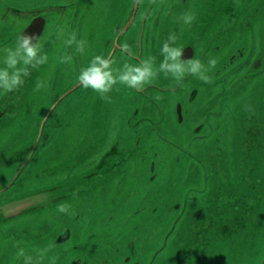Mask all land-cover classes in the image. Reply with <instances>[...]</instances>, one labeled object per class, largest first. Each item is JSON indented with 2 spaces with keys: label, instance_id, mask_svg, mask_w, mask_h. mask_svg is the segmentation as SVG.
I'll return each mask as SVG.
<instances>
[{
  "label": "flooded vegetation",
  "instance_id": "1",
  "mask_svg": "<svg viewBox=\"0 0 264 264\" xmlns=\"http://www.w3.org/2000/svg\"><path fill=\"white\" fill-rule=\"evenodd\" d=\"M188 1L0 0V49L14 47L17 37L29 35L33 37V43L39 44L40 53L48 57L45 64L35 69L30 68L28 81L24 82L22 88L28 89L22 105H15L20 100L21 91L19 93L17 91L18 94L10 104V97L14 91L7 93L3 91L0 94V109L6 108L9 104L8 110L3 114L9 113L4 117L5 120L0 122L2 123L0 126V190L4 189L15 175L17 176L10 186L0 191V200L8 195L30 190L36 183L42 184L47 179L46 162L53 158L54 153L63 154L62 150L68 149L73 153L74 161L66 162L68 163L66 168L70 170L65 173L78 178L80 171L86 172L90 182L98 183L96 187L90 188L85 193L83 199L86 201H81L84 207H81L77 214L86 211L85 208L92 197L95 200L94 204L102 205L92 218L96 225L84 224L72 236L69 230L65 232L63 225L59 226L63 234L56 235L53 241L28 240L26 249L21 247L24 252L22 261L27 262L26 257H31L32 260L31 253L41 261L39 264H56L63 256L65 259L62 264L64 262V264H123L128 261L130 264H153L161 257H165V240H162L160 248H155L156 243L134 247V240L131 237H128L125 242L96 243L97 241L92 240L101 234L110 238H119L126 231L138 229L139 224L130 226L128 222L129 218L137 217L140 212L153 217L148 220L163 215L170 216L172 212L181 217L190 215L186 211L190 200L186 192L192 186H185V183L176 179L177 183L172 192H162L164 188L168 191L169 187H165L164 182L159 179L158 167L153 168L152 161L156 150L166 152L167 155L164 153L161 155L167 156L163 158V162H167L165 177L173 181L182 166L171 158L174 156V151H185L184 147L188 144L186 137L191 135L192 128L186 129L183 124L175 121L161 122L149 127L153 135L146 145L145 156L142 155V148L140 150L137 147L138 142L133 141V137L142 136L140 117L148 122L155 120L157 107L164 113L173 115L172 112L176 113L179 100L160 102L153 90H149L148 95H144L143 92L149 85L140 91L117 83L107 94L111 98V102H107L91 88H84L78 76L81 68L87 67L96 55L111 60L113 69L122 70L125 63L138 65L141 60L151 56V51L148 54V46L153 47V44L156 46L155 66L158 68L163 60L159 61L162 57L161 48L169 36L158 33L163 13L170 10L171 26L176 35L175 31L182 22L174 17V14L181 15L182 8L187 9ZM202 5L205 8L204 1ZM203 20L204 17H201L200 21ZM39 30L40 34L37 37ZM73 32L77 40L86 42L83 53L76 50L75 44L70 47L64 44L69 34ZM157 34L161 36L160 42H156ZM64 54L72 57L69 63L60 62V57ZM2 67H4L3 54L0 53V68ZM162 75L163 73H160L151 84L159 81ZM38 81L43 82L45 87L37 90ZM63 86L65 89L57 92ZM69 89L71 91L62 97L61 95ZM6 99L7 102H5ZM201 127L204 133L199 134L204 137L207 134L205 124L202 123ZM193 128L195 129L196 126ZM88 131L90 135H87ZM155 133L168 136L174 150L155 137ZM37 138L38 141L35 143ZM89 140L98 141V145L90 146ZM34 144V151L30 159L25 162ZM128 170L129 175L123 176L124 171ZM82 180L90 184L89 181ZM125 180L130 183L125 192H122L121 183ZM21 181H23L22 184ZM101 184H108L114 196L111 194L106 198L93 196ZM15 189L17 191L12 192ZM215 191H219V188ZM245 194H248L249 198L255 197V194L250 192H234L235 196L224 195L229 198H238ZM193 196L202 197L201 200L210 198L204 194H193ZM100 198L121 199L123 207L119 211L108 210L105 208L107 201L98 200ZM203 205L206 207V204ZM75 209H77L76 206ZM42 217L26 215L6 223L3 221L0 224V247H7L9 243L6 242L9 238L38 236V234H29L30 231L25 230L26 228L16 230L23 234L26 232V236H16L12 228L25 225L30 218L33 220L32 226L37 225ZM3 218L7 219L6 216ZM176 220L173 223L174 226H176ZM64 222L69 223L65 219ZM152 231L155 232L156 228L150 227L148 234L150 235ZM63 246L67 249L55 255V252ZM17 248H19L18 244L16 246L13 244V255L9 257L11 261L21 258L13 257L19 252ZM128 252L133 253L134 256L131 258L127 255ZM175 259L168 257L169 264H176ZM181 259L178 258L177 261ZM181 263L190 264L188 258H184Z\"/></svg>",
  "mask_w": 264,
  "mask_h": 264
},
{
  "label": "water",
  "instance_id": "2",
  "mask_svg": "<svg viewBox=\"0 0 264 264\" xmlns=\"http://www.w3.org/2000/svg\"><path fill=\"white\" fill-rule=\"evenodd\" d=\"M190 8L192 12H189ZM182 13H191L195 19L191 24L181 20L182 25L175 31L177 39L173 46L183 49V60L199 59L207 65L210 58H215L216 67L207 73L211 82L205 83L196 76L186 75L183 81L178 83L170 75L165 77L163 74L159 81L149 85L143 93L148 95L149 90H153L160 102L179 100L176 113L169 115L157 107L155 120L148 122L140 117L142 136L133 137V141L138 142L137 147L140 150L142 148V155L145 156L146 145L153 135L149 127L161 122L175 121L188 129L192 128L191 135L186 137L188 144L184 147L185 151H174L171 158L182 166L176 179L185 183V179H181L180 175L188 169L192 178L189 192L193 194L215 193L216 188H219L220 192L225 186L222 194L235 196L234 192H250L255 194L254 199L264 201V56L260 54H264V0H189L187 9L182 8ZM163 15L159 35L174 34L170 16L167 12ZM201 17H204L203 21H200ZM216 21L218 28L210 23ZM39 34L40 30L36 36ZM160 41L161 36L157 34L156 42ZM155 48L153 44L151 57H154ZM220 55L222 58H219ZM162 59L163 56L159 61ZM28 77L24 78L25 83ZM25 83L14 90L9 104L20 91V100L15 105L23 104L28 92L27 88L22 89ZM70 91L71 89L62 97ZM58 101L59 99L56 103ZM9 104L0 109V122L4 121V117L9 113L3 114L8 110ZM202 123L205 124L207 132L204 137L199 134L204 133ZM129 127L132 128L131 125ZM90 134L88 131L87 135ZM155 135L171 146L168 136L157 133ZM142 139H145L144 144L141 143ZM37 141L38 138L35 143ZM88 142L90 146L98 145L96 140ZM34 148L35 144L27 154L25 162L30 159ZM62 152L63 154L54 153L53 158L46 162L45 181H49L48 183H36L30 190L17 192L0 200V224L26 215H48V209L55 206L58 208L61 204L71 206L72 204H67V198L73 196L74 192L80 201H86L83 199L85 193L98 183L90 182L86 172L80 171L78 178L67 175L65 171L70 168H66V162L74 161L73 153L68 149H63ZM148 155L150 156V153ZM154 155L152 167L157 168L163 158L156 153ZM119 161L122 163V160ZM233 175L243 178V181L232 182ZM16 177L15 175L4 189L10 186ZM83 178L90 184L84 183ZM94 202L95 200L90 204ZM224 218L226 216H220V219ZM69 224L70 222L65 224L64 219L59 218V226L64 225L67 229ZM186 233L187 230L179 232L183 239L176 244V255L170 256L176 258V264H182L184 258H188L190 264H195L191 262L187 252L189 244L197 239L191 236V232L186 238ZM178 258L182 259L178 262Z\"/></svg>",
  "mask_w": 264,
  "mask_h": 264
},
{
  "label": "rangeland",
  "instance_id": "3",
  "mask_svg": "<svg viewBox=\"0 0 264 264\" xmlns=\"http://www.w3.org/2000/svg\"><path fill=\"white\" fill-rule=\"evenodd\" d=\"M169 11L167 12L168 16H170ZM189 12H192V8H190ZM174 17L178 18L179 14L175 13ZM210 23L211 25H214L215 28L219 27L217 21L215 23ZM262 28L264 31V26ZM262 37H264V34ZM262 40L264 41V38H262ZM148 48V54H150L152 47L148 46ZM260 54L264 56L262 52ZM219 58H222V55H220ZM64 89L65 88L63 86V88L61 90H57V92L63 91ZM69 90L65 92H68ZM2 92L3 91L0 90V94ZM57 135L58 134L56 133V136ZM141 143L144 144L145 139H142ZM170 148L174 150L172 146H170ZM162 153L167 155L166 152L156 150V154H158L161 159L167 157L161 156ZM180 153L183 154L182 152ZM166 166L167 162L160 161L157 171L159 173V179L164 182L163 185H165V187H169L168 191L166 190L167 188H164L162 192H172L177 180L176 178H173V181H171L165 177V171L167 170ZM124 168L126 167L124 166ZM187 170L188 169H186L180 175L181 179H185V186H189V184L192 182V178L189 176ZM128 175L129 170L124 171L123 176ZM231 180L232 182L235 180L242 182L243 178H238L237 175H233ZM48 182L49 181H45L43 184ZM22 183L23 181H21V184ZM129 183L130 182L127 180L121 183L122 192H125ZM27 185L29 186V184ZM109 187L110 186L108 184L100 185L99 189L95 190L93 193V196H99L102 198H106L110 194L114 196ZM225 188V186L222 187L220 192L215 191V193L204 194L210 198H205L203 200H201L202 197H199V199L198 197L193 196V193L187 190L186 194H189L188 197L190 200L188 201L186 211L192 215L193 218L190 215H184V217H181L176 215L175 212H172L170 216L163 215L156 217V219L148 220L153 217L148 216L146 213L140 212L137 217L129 218L128 222L130 226L139 224L138 229L134 228L129 232L126 231L119 238H110L109 236H104V234H101L93 238L92 241H97L96 243L100 241L125 242L128 237H131L134 240V247H136V245L145 246L149 245L150 243H156L155 248H160L162 245V240H165L166 242H164V250L166 251V255L164 258L161 257L153 264H169L170 261L168 260V257L176 255L178 252L176 244L179 240L183 239L179 235V232L182 230H187L186 238L188 237V233L191 232V236L197 239L189 244L187 252L191 262H194L195 264H264V201L261 199L256 200L254 198H249L248 194L238 198H229L222 194L225 191ZM242 188L248 189L246 186H242ZM15 191H17V189L13 190L12 192ZM102 198L98 200L107 201L105 203V208L108 210L111 209L119 211L123 207L122 201H120L121 199L110 200ZM67 200H69V203L67 204L72 205L69 206V210L66 213L59 212L58 208L55 206L51 209H48L49 214L44 215L37 225L32 226L33 220L30 218L25 225L14 226L12 230H15L16 236L23 237L27 235L26 232L23 234L22 232L16 231L20 228H26L25 230L30 231L29 234H38V236L35 238H9L6 242L9 243V245L7 247H0V264H28V261H22L23 256H18L17 253L13 257H21L20 259L13 261L9 259V257L13 255V244H15V246L18 244L20 249L17 248V251H20L22 249L21 247L26 249L28 240L35 242H38L39 240H45L47 242L49 240L53 241L56 235L58 236L61 233L63 234L61 227H59V218H63L70 222L65 232L69 230V234L71 236L84 224L91 223L92 225H96L92 218L94 217L97 210L102 207V205L90 204L89 202L88 206L85 208L86 211H84V213L82 212L83 214H77L78 210L81 207H84L82 206V202L78 196H70L67 198ZM92 200L93 197L90 201ZM203 204H206L207 209ZM74 205L77 207V209H75ZM133 207L134 206H132V208ZM208 209L210 210L208 211ZM221 215L222 217L226 216V218L220 219ZM175 220L176 226L173 225ZM172 226H174V228H172ZM150 227H152V229L156 228V231H152V233L149 235L148 230ZM68 240L70 241V237ZM66 249V246L61 247L55 252V255L65 251ZM30 255L33 257L31 264H39L41 262L34 256L33 253ZM127 255L131 258L134 256V254L130 252H128ZM115 257L118 256L115 255ZM64 259L65 257L63 256L56 262V264H62ZM123 264H130V262H124Z\"/></svg>",
  "mask_w": 264,
  "mask_h": 264
},
{
  "label": "clouds",
  "instance_id": "4",
  "mask_svg": "<svg viewBox=\"0 0 264 264\" xmlns=\"http://www.w3.org/2000/svg\"><path fill=\"white\" fill-rule=\"evenodd\" d=\"M179 19L186 24H191L195 17L191 13H182ZM176 39V35L170 33L168 39L164 42L161 48L163 60L158 68L155 67V58L149 57L141 60L138 65L125 63L122 70L113 69L111 60L96 55L87 67L81 68L78 80L84 88H91L107 102H111V98L107 94L111 92L113 86L117 83L142 91L160 73H163L165 77L170 75L178 83L182 82L186 75H193L205 83H210L211 79L207 73L216 67L217 60L210 58L207 65L199 59L183 60V49L173 46ZM64 44L68 47L75 44L78 52L83 53L85 51L86 42L77 40L75 32L69 34ZM0 53L3 54L4 64V67L0 68V90L5 93L12 92L22 86L24 78L30 75V68L35 69L48 60L46 54L40 53L39 44L33 43V37L29 35L17 37L14 47L0 49ZM71 60L72 57L67 54L60 57L61 63H69ZM41 87H45V84L38 81L37 90ZM72 195L75 197L76 193L74 192ZM68 210V205L61 204L58 206V211L61 213H66ZM17 255L23 256V249ZM25 259L28 264H31V257Z\"/></svg>",
  "mask_w": 264,
  "mask_h": 264
}]
</instances>
